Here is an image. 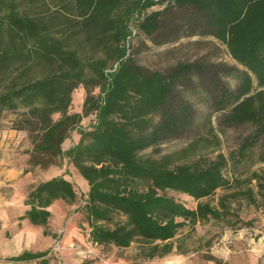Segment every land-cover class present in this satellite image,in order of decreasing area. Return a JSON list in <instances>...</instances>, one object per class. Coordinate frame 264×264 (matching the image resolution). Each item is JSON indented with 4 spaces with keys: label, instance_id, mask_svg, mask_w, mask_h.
<instances>
[{
    "label": "trees",
    "instance_id": "1",
    "mask_svg": "<svg viewBox=\"0 0 264 264\" xmlns=\"http://www.w3.org/2000/svg\"><path fill=\"white\" fill-rule=\"evenodd\" d=\"M184 8L195 10L245 69L236 92L223 91L218 103L226 112L223 125L247 132L227 154L179 163L175 154L156 153L192 125L191 105L175 98L191 65L149 71L136 63L131 47L134 36L158 35L163 16ZM80 87L86 92L82 111L72 112ZM5 114L15 116L11 128L30 143L31 166L65 161L89 187L79 196L64 176L41 182L26 196L30 209L22 219L49 235L48 208L62 201L83 213L90 242L105 252L139 243L145 259L164 258L175 248L184 254L175 241L188 224L234 227L228 198L241 195L264 207V0H0V118ZM75 134L78 140L65 148ZM220 139L211 127L201 141L215 153ZM219 190L230 192L219 208L203 201Z\"/></svg>",
    "mask_w": 264,
    "mask_h": 264
},
{
    "label": "rangeland",
    "instance_id": "2",
    "mask_svg": "<svg viewBox=\"0 0 264 264\" xmlns=\"http://www.w3.org/2000/svg\"><path fill=\"white\" fill-rule=\"evenodd\" d=\"M162 7L158 6L157 9ZM131 54L137 64L149 71L168 72L181 64L191 65L189 75L183 78L175 88V98L185 100L191 105L193 110L192 125L180 138L162 145L156 153L158 156L175 154V162H195L204 156L202 154L210 157H215L221 152L227 154L235 147L239 138L245 136L246 127H225L223 125L226 112L220 109L221 106L218 103L223 91L236 92L241 74L245 69L232 59L224 45L208 33L200 15L195 10L184 8L168 11L163 16V23L158 35L151 38L144 35L134 36ZM85 96L86 92L83 87L74 92L72 112L82 111ZM162 115L163 112H159L155 116L154 122L158 123ZM13 120H15V116L12 114H5L0 118V165L2 160L8 162L7 164L12 167L24 163L27 164V169H32V172L39 171L40 169L30 165L31 156L27 153L31 149L29 141L25 137L8 135L13 130L11 128ZM211 127L217 130L221 138L215 153H211L214 147H206L205 143L201 141L208 135ZM11 132L10 134L14 135L15 131ZM21 136H24L23 133ZM77 140L78 135L75 134L73 140L67 142L65 147ZM199 141L201 142L199 143ZM194 143H198L195 150H190L189 153L185 152L188 153L185 156V153H182L183 150ZM150 153L152 152L149 150L144 154L150 155ZM48 169L51 170L44 171L40 175L43 179L63 172L77 186L79 196L86 194L82 186L88 187L86 180L65 161L57 160L56 164ZM261 169L260 166L253 168V170L259 171ZM33 176V179H30V184H27L26 191L28 192L26 193L30 192L39 179L37 175ZM75 176L82 185L77 184ZM227 176L230 177V175ZM252 187L257 192L255 182ZM3 188L10 187L3 185ZM245 189L246 186L235 187L230 192ZM230 192L219 190L212 198L203 201L219 208L220 200ZM13 194L20 198L21 189H18L17 192L14 191ZM258 199L259 201L261 199L259 195ZM227 203L230 204L235 215L234 221H237L234 227H227L216 222H201L195 226L188 224L180 232L178 236L180 239L175 241V247L178 243L186 253H180L175 248L171 255L152 260L143 257L139 243H134L128 249H111L106 252L99 249L89 240L90 227L84 220L83 213L75 210V207H68L65 203L59 204L53 215L54 228L52 230L57 232L55 234L56 241L48 251L52 253L53 249H56L58 253L55 256H50V264H217L209 259L211 256L217 258L222 264H228L225 260L232 253L233 242L239 237L240 231L244 233L264 231V207L251 205L248 199L241 195L228 198ZM191 205L196 207L197 203L192 202ZM19 213H21L20 207L17 210L12 209V214L18 215ZM50 232L53 231L50 230ZM70 244H75L80 251L72 250ZM71 256H73L72 259L68 261V257ZM0 264L15 263L11 262L10 258H1Z\"/></svg>",
    "mask_w": 264,
    "mask_h": 264
},
{
    "label": "crops",
    "instance_id": "3",
    "mask_svg": "<svg viewBox=\"0 0 264 264\" xmlns=\"http://www.w3.org/2000/svg\"><path fill=\"white\" fill-rule=\"evenodd\" d=\"M11 131H15L13 132L14 135L10 134L12 133ZM11 131L8 134L9 136L25 137L24 133V136H21L22 132L16 130ZM69 147L70 146L65 148ZM5 163L6 162L2 160L0 165V259L10 258V261L15 264H50V256H55L58 253L56 249H53L52 253L35 260L21 262L13 260V258L19 257L27 252L39 253L49 251L51 245L55 244V234L57 233L56 230H52L54 228L53 215L58 205L63 204L62 201H56L48 208L52 214L49 219V232L50 230L53 232H50L49 235L45 234V228L43 226L33 225L29 219H22L30 209V207L24 203L26 194H28L26 193L28 192L26 191L28 187L27 184H30V179H33V175H37L39 179L31 190L36 188L41 182L48 181L58 176H64L66 180L73 181L63 172L59 175L43 179L40 175L44 173V171L47 172L51 169H40L39 171L36 170L35 172L29 171L25 173L27 164L21 163V165L12 167L10 164H7L8 162L4 165ZM75 179L78 185H82L77 176H75ZM3 185H8L10 188L4 189ZM82 186L86 193L89 187ZM18 189H21L20 198H17L16 195L13 194V192H17ZM19 207L21 208V213L18 215L12 214V209L17 210ZM233 243L234 249L225 260L228 264H264V231L247 233L240 231L239 237L236 238ZM72 257L73 256L68 257V261H70L69 259H72Z\"/></svg>",
    "mask_w": 264,
    "mask_h": 264
},
{
    "label": "built area",
    "instance_id": "4",
    "mask_svg": "<svg viewBox=\"0 0 264 264\" xmlns=\"http://www.w3.org/2000/svg\"><path fill=\"white\" fill-rule=\"evenodd\" d=\"M70 248H71L72 250H75V251H80V250L78 249V247L75 246V244H70Z\"/></svg>",
    "mask_w": 264,
    "mask_h": 264
}]
</instances>
